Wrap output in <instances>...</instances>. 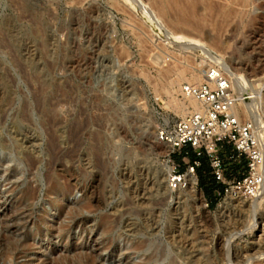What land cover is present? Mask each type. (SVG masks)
<instances>
[{"label": "rangeland", "instance_id": "374dc122", "mask_svg": "<svg viewBox=\"0 0 264 264\" xmlns=\"http://www.w3.org/2000/svg\"><path fill=\"white\" fill-rule=\"evenodd\" d=\"M207 49L262 77L264 0H0V264H264V188L171 190L153 146Z\"/></svg>", "mask_w": 264, "mask_h": 264}, {"label": "built area", "instance_id": "2783aa9c", "mask_svg": "<svg viewBox=\"0 0 264 264\" xmlns=\"http://www.w3.org/2000/svg\"><path fill=\"white\" fill-rule=\"evenodd\" d=\"M208 54L215 56V52L207 49ZM217 62L205 63L206 79L201 83L185 82L182 91L202 102L203 109L194 111L184 118L178 119L172 126L163 128L157 133L160 143L171 147L165 155L171 170L168 173V184L171 190L185 189L189 185L188 175L196 176V168L200 165L197 159L191 160L188 155H182L181 161L185 170L181 171V164L172 158L177 152L182 154V148L190 146L198 156L203 153L210 158L213 175L223 183L218 195L244 196L253 198L264 183V123L255 117L246 115L243 111L237 113L235 108L241 102L251 99L260 100L248 92H260L264 95V75L259 78H248L255 89H237L231 75L230 65L223 55H219ZM205 58L208 59L206 56ZM245 87V86H244ZM241 92V93H240ZM258 94V93H257ZM253 95V96H252ZM256 105V111L258 112ZM258 114V113H257ZM231 144L236 158L245 156L248 160V172L241 179H227L224 162L220 155L219 143Z\"/></svg>", "mask_w": 264, "mask_h": 264}, {"label": "bare ground", "instance_id": "6f19581e", "mask_svg": "<svg viewBox=\"0 0 264 264\" xmlns=\"http://www.w3.org/2000/svg\"><path fill=\"white\" fill-rule=\"evenodd\" d=\"M209 56H211V58L208 59L209 64H211V62H217V59L219 58L218 57L219 56L218 54H215V56L209 54ZM207 64L208 63H206V65ZM230 68H231V75H232V78H233V82H234V84H235V86H236L237 89H240L242 91L244 88H250V90H253L254 91L255 87L254 86L252 87V84L250 83V81L248 83V81L246 79H244L243 77H239L235 73V71L233 70V68L231 66H230ZM185 79H186L185 78V73H184V71H182V72H180L179 77L177 78V82L173 83V85H175V84L181 85L182 81H185ZM205 79H206V75H205V67H204V70H198L197 71V70L194 69V71H192L191 79H188L189 81L186 79V81L189 82V83H196V84H198V83L203 82ZM173 85L171 84V86H173ZM181 92H182V97L185 98L186 100L183 101V102H179V103L176 104L175 109H176V111L179 114H181L183 116H187L188 113L189 114L192 113L193 111L192 112H189V107L190 106L193 107L194 111L202 110L203 109L202 102H200L199 100H197L194 97L185 95L182 90H181ZM248 93H251V94H253L256 97H260L261 96V98H260L259 101L258 100H255L253 98V99H251L250 102H241L238 105V107L235 108V111L237 113H239V109H240V111H243L246 115H249V116H252L253 115L252 113L255 112V117H257V119H259V122L264 123V110H263V99H262V95H260V92H248ZM186 102H189L190 103L189 106H188V104ZM256 105L259 106L258 107V112L256 111ZM161 144H163V145L153 144L154 149H157L160 153H164V152H168L169 153L170 150H171V147L169 145H167V144H164V143H161ZM170 170H171V165L168 167V173L170 172ZM263 171H264V166H263ZM156 175H157V173H156ZM194 176L195 175H191V174L188 175V178H189V180H188L189 181L188 189H189L190 195H192V196L196 193V187L195 186L197 184L196 178ZM263 188H264V183L261 185V190ZM260 191L257 193V196L260 193ZM251 206H253V205H251ZM255 211H256V208H255ZM173 239H174V237H172V240ZM182 239H184V238H182ZM180 241H181V239H180ZM173 243H174V241H173ZM182 243L184 244V242H182ZM186 244H189V243H186ZM141 249H142V246H140V247L139 246H136L135 248H133L132 252L135 253V254H137L138 252L141 253L142 252V251H140ZM190 255H188V257H187V259L189 260V262H191V263L194 262L195 264L197 263V261L200 262V263L202 262L201 261L202 259H200V260L199 259L193 260L192 257H189ZM129 258L130 257H127L126 259H129ZM101 261H102V258H95L94 261L92 262V264H100Z\"/></svg>", "mask_w": 264, "mask_h": 264}, {"label": "trees", "instance_id": "16d2710c", "mask_svg": "<svg viewBox=\"0 0 264 264\" xmlns=\"http://www.w3.org/2000/svg\"><path fill=\"white\" fill-rule=\"evenodd\" d=\"M226 149V153L229 154V156L233 155L232 148L228 147L225 143L223 146ZM232 153V154H231ZM221 157L223 159L224 154H221ZM197 159L200 161V165L197 166L196 172H198L200 177V183L201 186L204 188L210 203L212 205H215L217 197L215 196V193L217 192V188L221 190V186L219 185L221 182L216 180L215 176L212 172V167L210 163V158L208 155L203 154L202 156H192L191 160ZM237 166H233V168H236Z\"/></svg>", "mask_w": 264, "mask_h": 264}, {"label": "crops", "instance_id": "0c3cea01", "mask_svg": "<svg viewBox=\"0 0 264 264\" xmlns=\"http://www.w3.org/2000/svg\"><path fill=\"white\" fill-rule=\"evenodd\" d=\"M227 145V144H226ZM222 146H223V144H222ZM228 147H232L231 145H227ZM232 150L234 151V149H233V147H232ZM235 152V151H234Z\"/></svg>", "mask_w": 264, "mask_h": 264}]
</instances>
